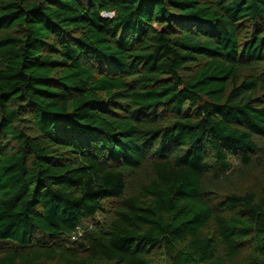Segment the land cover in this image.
I'll return each mask as SVG.
<instances>
[{
    "label": "trees",
    "instance_id": "obj_1",
    "mask_svg": "<svg viewBox=\"0 0 264 264\" xmlns=\"http://www.w3.org/2000/svg\"><path fill=\"white\" fill-rule=\"evenodd\" d=\"M0 264H264V0H0Z\"/></svg>",
    "mask_w": 264,
    "mask_h": 264
},
{
    "label": "built area",
    "instance_id": "obj_2",
    "mask_svg": "<svg viewBox=\"0 0 264 264\" xmlns=\"http://www.w3.org/2000/svg\"><path fill=\"white\" fill-rule=\"evenodd\" d=\"M107 16H110V15H107ZM111 16H112V15H111ZM111 16H110V17H111Z\"/></svg>",
    "mask_w": 264,
    "mask_h": 264
}]
</instances>
